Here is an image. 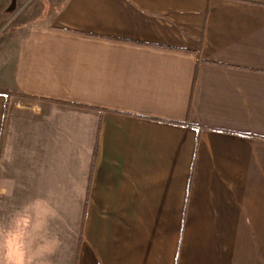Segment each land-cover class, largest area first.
<instances>
[{
	"label": "crops",
	"instance_id": "0c3cea01",
	"mask_svg": "<svg viewBox=\"0 0 264 264\" xmlns=\"http://www.w3.org/2000/svg\"><path fill=\"white\" fill-rule=\"evenodd\" d=\"M36 6L0 86V264H264V0Z\"/></svg>",
	"mask_w": 264,
	"mask_h": 264
},
{
	"label": "rangeland",
	"instance_id": "374dc122",
	"mask_svg": "<svg viewBox=\"0 0 264 264\" xmlns=\"http://www.w3.org/2000/svg\"><path fill=\"white\" fill-rule=\"evenodd\" d=\"M40 0H0V86L8 76L7 58L12 54L14 34L20 23L37 9ZM38 16V15H37ZM36 16V17H37ZM36 19V18H35Z\"/></svg>",
	"mask_w": 264,
	"mask_h": 264
},
{
	"label": "trees",
	"instance_id": "16d2710c",
	"mask_svg": "<svg viewBox=\"0 0 264 264\" xmlns=\"http://www.w3.org/2000/svg\"><path fill=\"white\" fill-rule=\"evenodd\" d=\"M0 94L4 95L6 98L8 97V93H5L3 90L0 89Z\"/></svg>",
	"mask_w": 264,
	"mask_h": 264
}]
</instances>
